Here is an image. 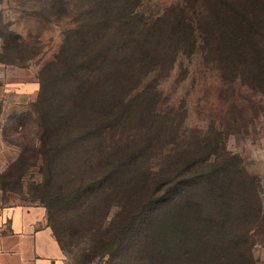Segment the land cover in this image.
<instances>
[{
  "label": "rangeland",
  "instance_id": "1",
  "mask_svg": "<svg viewBox=\"0 0 264 264\" xmlns=\"http://www.w3.org/2000/svg\"><path fill=\"white\" fill-rule=\"evenodd\" d=\"M109 1L0 0L2 199L40 206L72 264H158L145 257L135 228L121 233L128 218L137 220V190L183 166L209 171L218 164L228 175L220 194L214 184L198 182L183 202L201 204L204 214L223 220L217 212L230 204L250 206L254 190L251 200H258L254 207L259 204L263 217L245 220L233 210L225 219L240 218L236 229L212 240L239 241L233 260L264 264V77L250 69L236 72L228 60L238 20L248 18L242 28L251 21L264 35L260 15L248 9L240 17L233 8L240 0ZM122 6L131 13L126 16ZM105 48L119 53L116 63L128 87L93 89L102 72L92 70L83 77V107L73 100L75 76L63 93L56 90L66 61L90 56L91 63V55ZM142 51L150 62L139 59ZM57 55L63 65L51 62ZM125 95L133 97L128 110L136 116L150 111L155 138L149 142L140 140L151 117L143 116L139 126L104 121L107 98ZM128 154L139 155L137 166L124 169ZM206 258L218 260L172 256L164 264H204Z\"/></svg>",
  "mask_w": 264,
  "mask_h": 264
},
{
  "label": "trees",
  "instance_id": "2",
  "mask_svg": "<svg viewBox=\"0 0 264 264\" xmlns=\"http://www.w3.org/2000/svg\"><path fill=\"white\" fill-rule=\"evenodd\" d=\"M119 1H121V5H123L126 0ZM131 1L132 0H127V5L130 6V4L135 2V0ZM222 1L228 2V0ZM240 1L241 2L238 1L235 4L236 7H233L237 9L240 17H247V13L251 9V11H253L252 14L260 15L259 18L261 21L259 20L258 23H264V0ZM115 2H117V0H115ZM122 8L126 16L131 13V10L128 8L124 6H122ZM248 20V18H246V20H238L237 27H235L233 31L235 35L233 38L234 55L230 56L228 60L230 65L235 68L236 72L242 71L243 73L250 69V73L254 77H264V35L258 33L259 31L251 21L250 24L247 23L249 24L248 26L242 28ZM170 29L172 30V28ZM149 31L152 33L155 32L154 34L161 33L157 32L158 30L155 29H149ZM189 32L193 34V30L190 29ZM175 35L178 39L182 38V29L175 28ZM86 37H89V33L86 34ZM194 38L193 34V43L195 40ZM78 40H81L80 46L86 47L85 40L82 37ZM92 43L93 40L88 42L87 45H91ZM68 46H70V44H68L66 48ZM117 54H119L117 51L105 48L91 55V63H88L90 56H87L82 58V61L80 59L66 61L64 65L61 61V55H57L54 61L51 62L53 64L61 62L63 67L60 72H57L56 81L59 80L60 84H57L56 90L63 93L62 86H64L66 81H69L75 76L74 82H76L75 85L78 86L75 88L76 92L73 95V100L83 107L85 105L84 101H86V90L82 84L84 81L83 77L92 70H99V72H102L101 77L95 75V78L92 80L93 89H97L98 87H110V89L120 87L124 89L126 85L128 87L129 84L122 80V76L125 73H122L120 68H118L121 63H116ZM138 57L141 60L150 62V54L147 52L143 53L142 51L141 55H138ZM122 58L127 60L128 63L126 57L122 56ZM52 63H48V67L53 65ZM104 73H107V75L104 76ZM91 86L92 85L88 86V89H91ZM45 88H47V85L42 84L41 90L43 91ZM111 94L121 93L113 91ZM130 98L132 100L133 97L125 95L121 101L115 96L108 97V101L103 98V101L106 100L107 103H103L105 110H101L104 115L103 118H105L104 121L110 123H131L139 126L138 123L140 120L144 119L143 116L146 118L151 117L150 111H146L143 114L140 111L141 115L136 116L135 112L132 113V111L128 110ZM92 105L93 107L96 105L99 106L95 102L92 103ZM133 105L134 104L131 102L132 110ZM102 108L99 106V110ZM152 119L153 117H151V126L147 125L145 128L144 136L140 140L141 144H143L144 141L149 142L152 137L155 138L151 132V127H154L152 125ZM142 147L141 145V149H143ZM138 156L139 155L128 154L127 158L121 162V166H123L124 169L134 168V166H137L134 157ZM193 165L192 168L186 169L187 171L184 170V166L181 167L172 177H167L166 180H159L157 182L150 180L147 186L144 187L141 185V189L137 190L136 204L133 207L134 215H137V220H134V216L128 218L131 220L124 224L121 233H127V231L131 229V226L135 228L136 236L142 239L140 242L141 245L139 244L138 246L142 248L141 250L145 253V257L152 261L155 259L158 264H164L170 261L172 256L185 257L186 255L216 256L218 260L215 264H245L243 261L233 260L232 253L237 250L239 241L231 239L228 241L223 240L221 242H214L212 239H217V237L225 235L227 231L236 229L234 226L240 223V218L232 220L229 218L225 219L233 210L243 213L242 216L245 220L250 218V221H256L263 217L260 214L259 204H257L256 208L254 207L256 204L255 202L258 203V200L255 202L251 200V197L256 198V192L253 190V195L252 193L250 194V206L247 203L244 205L240 203V205L235 204L234 208V206L230 204L229 206L231 207H227L224 212H217L218 216L224 217L223 220L215 221V217H213L212 214H204L201 204H199V206L189 202L184 204L183 198L185 195H189L188 188H192L198 182L203 181L210 185L214 184L213 186L218 190V194H220L221 190L224 189L228 175L221 171L222 167L218 166V164L211 167L209 171H206L203 166ZM207 178H209L210 181L207 180ZM152 185L154 186L152 187ZM242 199H244V197ZM235 200L236 199H232V202ZM51 229L61 243L56 230L53 228ZM147 240H149V242L153 241V244H148L146 242ZM220 259L221 261L219 262ZM212 263L213 262L209 261L207 258L206 261L204 260V264Z\"/></svg>",
  "mask_w": 264,
  "mask_h": 264
},
{
  "label": "crops",
  "instance_id": "3",
  "mask_svg": "<svg viewBox=\"0 0 264 264\" xmlns=\"http://www.w3.org/2000/svg\"><path fill=\"white\" fill-rule=\"evenodd\" d=\"M0 264H72L40 206L2 199L0 192Z\"/></svg>",
  "mask_w": 264,
  "mask_h": 264
}]
</instances>
